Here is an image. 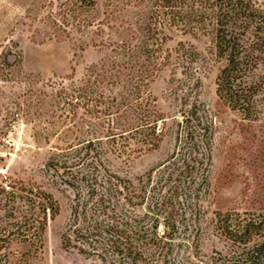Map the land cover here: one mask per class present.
<instances>
[{"label": "rangeland", "instance_id": "374dc122", "mask_svg": "<svg viewBox=\"0 0 264 264\" xmlns=\"http://www.w3.org/2000/svg\"><path fill=\"white\" fill-rule=\"evenodd\" d=\"M92 1L95 6L91 0H0V186L6 191L32 189L35 200L41 196L37 192H48L58 207L46 224L42 219V232L27 242L8 234L0 220V264H117V256L99 237L102 245L92 242L98 251L88 244L94 237L79 240L85 252L62 245L74 207L79 214L75 226L87 231L93 223L94 203L87 197L84 181L65 184L61 176L44 171L45 163L54 153L63 154L71 166L64 177L70 178L77 169L90 174L86 163L99 152L102 162L96 165L95 175L102 186L104 170L130 179L145 177L148 170L181 152L182 142L176 139L178 123L191 108L210 125L208 184L200 189L192 212L187 208L188 194L181 191L176 210L186 211L183 222L188 228L173 233L164 257L152 256L145 263L213 264L219 252L224 253L225 244L214 227L215 213L239 219L264 214V73L258 71L257 102L250 116L231 109L216 94V77L226 62L214 53L212 32L192 33L165 25L163 48L169 59L162 60L164 65L147 88L152 105L163 117L157 123L158 146L136 152L131 144L126 149L128 156H121L109 151V140L103 138L94 141V151L88 155L84 150L77 155L87 139L100 134L93 132L92 107L77 104L76 88L86 68L108 53L105 17L112 9L110 4L124 2ZM117 38L113 33L112 40ZM178 43L194 48L192 59L177 56ZM253 62L246 66L252 68ZM184 93H188L185 100L181 98ZM145 207L144 203L135 209L142 214ZM114 209L120 215V209ZM164 230L160 224L158 233ZM103 254L107 262L102 260Z\"/></svg>", "mask_w": 264, "mask_h": 264}, {"label": "trees", "instance_id": "16d2710c", "mask_svg": "<svg viewBox=\"0 0 264 264\" xmlns=\"http://www.w3.org/2000/svg\"><path fill=\"white\" fill-rule=\"evenodd\" d=\"M123 1L121 5L110 4L112 9L105 17L108 53L86 68L76 88L77 104L92 107L93 132L100 134L87 139L85 146L76 150L77 155L82 150L88 155L94 149L91 147L94 141L103 138L109 140L108 150L121 156H128L126 149L131 144L136 152L158 146L161 134L157 123L163 117L152 105L147 88L164 65L162 60L169 59L170 54L163 48L165 25L192 33L212 32L214 53L226 62L216 77V94L231 109L250 116L257 102L258 71L264 73V0L258 3L254 0ZM113 33L118 34L116 40H112ZM175 52L191 59L195 55L194 48H186L182 43H178ZM251 61L254 66L247 67ZM187 96L184 93L181 98L185 100ZM178 124L176 139L182 142L181 152H174L169 159L148 170L145 177L130 179L104 170L102 186L96 177V165L102 162L99 152L86 163L90 174L77 169L70 178L64 177L65 170L71 167L67 165V157L54 153L48 158L45 172L61 176V182L71 186L78 179L84 181L87 197L94 203L93 223L87 231L75 226L79 214L74 207L72 222L62 235L63 246L85 252V247L78 245L79 240L94 237L89 247L98 251V245L92 242L102 245L97 241L101 238L117 256V264H146L152 256L164 257L173 233L188 228L183 222L186 211L176 210L181 191L188 194L187 208L192 212L199 202L200 189L208 184L211 166L210 125L202 122L194 108L186 114L184 111ZM32 191L24 187L6 191L0 186V220L5 222L2 229L11 236H19L21 242L42 232V219L46 224V219L54 217L58 210L48 192H37L41 196L35 200ZM144 203L145 212L137 213L135 208ZM114 207L120 209V215ZM82 218L86 220L85 215ZM213 221L225 241L224 253L220 251L213 264H264V214L239 219L217 212ZM160 224L165 230L158 233ZM104 255L101 258L107 262Z\"/></svg>", "mask_w": 264, "mask_h": 264}]
</instances>
